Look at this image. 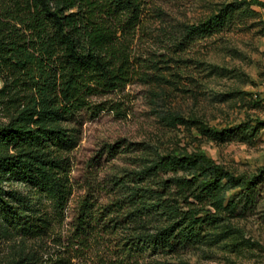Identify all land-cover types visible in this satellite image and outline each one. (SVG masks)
<instances>
[{
    "label": "trees",
    "instance_id": "1",
    "mask_svg": "<svg viewBox=\"0 0 264 264\" xmlns=\"http://www.w3.org/2000/svg\"><path fill=\"white\" fill-rule=\"evenodd\" d=\"M143 2L0 0V248L17 250L7 264H35V244L59 242L55 233L65 226L73 192L69 155L77 144L76 125L105 109L93 98L173 66L227 75L184 54L243 27L258 15L252 6L264 10L261 0L219 3L206 19L168 34L170 47L162 55L139 61L132 47ZM262 31L264 36V24ZM162 120L195 129L216 146L247 142L264 128L258 119L219 129L177 113ZM103 158L115 162L98 178ZM91 161L92 182L66 223V256L58 264L99 250L96 264H187L180 260L187 252L238 233L231 223L251 214L264 188V169L235 175L198 149L118 139L103 144Z\"/></svg>",
    "mask_w": 264,
    "mask_h": 264
},
{
    "label": "rangeland",
    "instance_id": "2",
    "mask_svg": "<svg viewBox=\"0 0 264 264\" xmlns=\"http://www.w3.org/2000/svg\"><path fill=\"white\" fill-rule=\"evenodd\" d=\"M228 1L231 0H144L141 24L132 47L134 58L140 61L149 59L152 54L162 55L166 47H170L168 34L174 33L180 24H196L206 19L217 4ZM251 10L258 15L245 20L243 27L198 42L184 54L187 60L226 69L227 75H207L206 70L194 66L191 69L190 66L185 67L188 69L173 66L159 73L149 72L147 82L133 79L121 92L91 100L92 104L103 103L105 109L96 117L85 115L76 125L77 144L69 155L73 192L68 203V217L63 230L55 233L59 242L49 238L32 247L35 264H58L56 260L66 256L61 251L68 228L66 223L78 198L92 182L91 169L87 165L105 143L127 139L185 152L198 149L235 175H250L264 169V128L258 137L247 142L231 141L216 146L201 138L195 129L187 130L181 125L173 128L162 120L166 114L177 113L218 129L249 119L264 120L263 109L254 106L251 100L252 93L264 83V36L261 33L264 10L255 6ZM153 75L162 77L157 79ZM237 92L242 94L237 95ZM225 94L229 95L227 100H223ZM111 161L115 162L114 159L101 160L98 178ZM116 165L122 166L120 162ZM231 226L238 233L217 245L187 252L180 260L187 264H264V188L251 214L233 221ZM16 254L15 248H0V264H7ZM102 254L99 250L95 256L78 255L70 262L96 264L97 257Z\"/></svg>",
    "mask_w": 264,
    "mask_h": 264
},
{
    "label": "built area",
    "instance_id": "3",
    "mask_svg": "<svg viewBox=\"0 0 264 264\" xmlns=\"http://www.w3.org/2000/svg\"><path fill=\"white\" fill-rule=\"evenodd\" d=\"M252 100L256 101L264 111V83L252 93Z\"/></svg>",
    "mask_w": 264,
    "mask_h": 264
}]
</instances>
